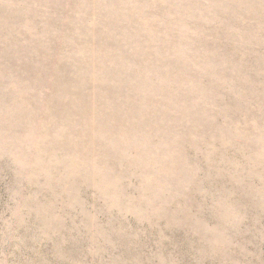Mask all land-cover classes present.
<instances>
[{
    "label": "rangeland",
    "instance_id": "obj_1",
    "mask_svg": "<svg viewBox=\"0 0 264 264\" xmlns=\"http://www.w3.org/2000/svg\"><path fill=\"white\" fill-rule=\"evenodd\" d=\"M0 264H264V0H0Z\"/></svg>",
    "mask_w": 264,
    "mask_h": 264
}]
</instances>
